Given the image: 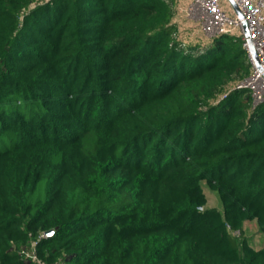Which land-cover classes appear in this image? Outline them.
Segmentation results:
<instances>
[{
	"label": "trees",
	"instance_id": "16d2710c",
	"mask_svg": "<svg viewBox=\"0 0 264 264\" xmlns=\"http://www.w3.org/2000/svg\"><path fill=\"white\" fill-rule=\"evenodd\" d=\"M174 18V0H0V264H264L243 236L264 234V103L214 104L248 53L186 47Z\"/></svg>",
	"mask_w": 264,
	"mask_h": 264
},
{
	"label": "built area",
	"instance_id": "2783aa9c",
	"mask_svg": "<svg viewBox=\"0 0 264 264\" xmlns=\"http://www.w3.org/2000/svg\"><path fill=\"white\" fill-rule=\"evenodd\" d=\"M189 2V17L201 26L205 36L210 39L230 36L240 40L251 64L249 77L230 84L214 104L225 99L234 90H248L254 107L264 103V0H189ZM228 3L234 9L232 15L227 13ZM234 5L243 19L238 16ZM251 47L256 52L258 64L251 54ZM27 257L37 264H45L37 258L34 251L28 252Z\"/></svg>",
	"mask_w": 264,
	"mask_h": 264
},
{
	"label": "rangeland",
	"instance_id": "374dc122",
	"mask_svg": "<svg viewBox=\"0 0 264 264\" xmlns=\"http://www.w3.org/2000/svg\"><path fill=\"white\" fill-rule=\"evenodd\" d=\"M189 0H174L175 18L174 23L178 28L179 37L186 47H197L205 49L213 45V39L207 38L201 26L197 24L188 14ZM183 13H182V11ZM233 7L228 3L226 10L232 15ZM204 190L208 197V208H216L223 212V205L219 195L204 184ZM238 234V233H237ZM243 236L249 243L259 249L264 247V234L260 231L256 222H249L245 226Z\"/></svg>",
	"mask_w": 264,
	"mask_h": 264
},
{
	"label": "water",
	"instance_id": "95a60500",
	"mask_svg": "<svg viewBox=\"0 0 264 264\" xmlns=\"http://www.w3.org/2000/svg\"><path fill=\"white\" fill-rule=\"evenodd\" d=\"M235 9H236V12L238 14V16L243 19V16L242 14L239 12V10L237 9L236 5H234ZM244 28H245V31H246V34L248 36V33H247V26H246V23L244 22ZM251 54L254 58V60L256 61V63L258 64V58H257V55H256V52L254 51V49L251 47ZM54 234V231L53 230H50L49 232L46 233V236L47 237H50Z\"/></svg>",
	"mask_w": 264,
	"mask_h": 264
},
{
	"label": "crops",
	"instance_id": "0c3cea01",
	"mask_svg": "<svg viewBox=\"0 0 264 264\" xmlns=\"http://www.w3.org/2000/svg\"><path fill=\"white\" fill-rule=\"evenodd\" d=\"M181 11H182V9H181ZM182 13H183V11H182Z\"/></svg>",
	"mask_w": 264,
	"mask_h": 264
}]
</instances>
